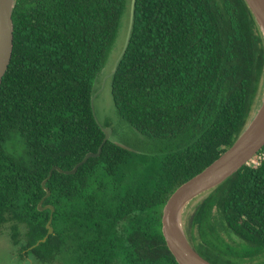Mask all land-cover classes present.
<instances>
[{
	"label": "trees",
	"instance_id": "trees-1",
	"mask_svg": "<svg viewBox=\"0 0 264 264\" xmlns=\"http://www.w3.org/2000/svg\"><path fill=\"white\" fill-rule=\"evenodd\" d=\"M130 5L16 1L0 85V235L9 229L20 261L178 264L163 234L167 202L235 144L261 102L264 37L245 0H137L111 85L149 152L111 139L76 174L49 179L104 143L92 98ZM255 159L185 218L212 264H264V148Z\"/></svg>",
	"mask_w": 264,
	"mask_h": 264
},
{
	"label": "water",
	"instance_id": "water-1",
	"mask_svg": "<svg viewBox=\"0 0 264 264\" xmlns=\"http://www.w3.org/2000/svg\"><path fill=\"white\" fill-rule=\"evenodd\" d=\"M16 1L0 0V85L9 69L14 49L13 11ZM245 2L256 18L264 37V0H245ZM136 3L137 0H131L128 37L123 53L115 65L112 76L117 73L119 63L128 48L135 19ZM95 97L94 95L92 98L93 106ZM261 106L262 102L260 108ZM259 110L235 144L203 172L179 187L167 202L162 218L163 234L168 248L178 264H212L195 250L186 235V210L196 198L210 193L235 175L244 166L249 165L264 148V108ZM103 131L105 133V140L98 153L87 154L83 161L72 171H63L58 167L53 168L49 179L55 171L66 175L76 174L79 168L91 158H99L103 153L104 145L111 140V134L113 133V130L109 127H103ZM43 187L47 192L46 198H48L51 195V191L46 187V182L43 183ZM48 208L54 211L53 206H49ZM39 209L44 210L45 208L40 206ZM48 229L51 235L54 232L51 224L48 225Z\"/></svg>",
	"mask_w": 264,
	"mask_h": 264
},
{
	"label": "rangeland",
	"instance_id": "rangeland-1",
	"mask_svg": "<svg viewBox=\"0 0 264 264\" xmlns=\"http://www.w3.org/2000/svg\"><path fill=\"white\" fill-rule=\"evenodd\" d=\"M130 27V13L128 18L124 19L122 27L119 31V36L116 45L111 53V56L105 65V68L96 84L97 91L95 93L94 110L97 120L101 126L106 128V125H110L109 128L113 130L111 139L130 150L148 153L149 142L146 137L134 130L127 122H125L119 115L113 95L111 79L114 72V68L118 60L120 59L128 37ZM263 98V96H262ZM261 98V102H262ZM261 102L257 109L253 112V117L257 114ZM151 148V147H150ZM254 162L251 165L258 163V159L254 158ZM208 194H204L196 198L187 208L185 218L189 217L198 206L199 203L206 198ZM0 264H31L29 260L20 261L17 253L10 241L9 229H5L0 235Z\"/></svg>",
	"mask_w": 264,
	"mask_h": 264
},
{
	"label": "bare ground",
	"instance_id": "bare-ground-1",
	"mask_svg": "<svg viewBox=\"0 0 264 264\" xmlns=\"http://www.w3.org/2000/svg\"><path fill=\"white\" fill-rule=\"evenodd\" d=\"M264 108V93H263V101H262V106H261V108H260V110H262ZM259 110V111H260Z\"/></svg>",
	"mask_w": 264,
	"mask_h": 264
},
{
	"label": "built area",
	"instance_id": "built-area-1",
	"mask_svg": "<svg viewBox=\"0 0 264 264\" xmlns=\"http://www.w3.org/2000/svg\"><path fill=\"white\" fill-rule=\"evenodd\" d=\"M261 159V158H260ZM252 162H254L255 163V161L253 160Z\"/></svg>",
	"mask_w": 264,
	"mask_h": 264
}]
</instances>
